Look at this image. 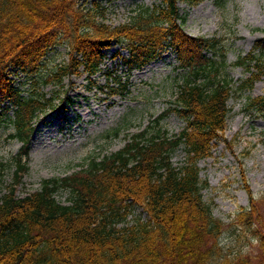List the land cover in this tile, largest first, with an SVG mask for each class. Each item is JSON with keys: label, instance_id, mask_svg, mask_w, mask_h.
<instances>
[{"label": "trees", "instance_id": "1", "mask_svg": "<svg viewBox=\"0 0 264 264\" xmlns=\"http://www.w3.org/2000/svg\"><path fill=\"white\" fill-rule=\"evenodd\" d=\"M202 1L161 0L112 25L103 12L80 6V0H0V102L16 107L11 137L22 143L14 180L0 199V264H254L249 253H225L219 243L225 224L203 199L198 163L224 134L232 108L230 80L219 77L217 60L206 53L222 51L219 39L192 35L183 27L180 2ZM61 38L69 42V59L46 84L60 86L66 77L83 73L95 83L105 49L123 42L128 54L114 53L120 56L121 73L117 68L109 72V95L127 93L131 73L168 48L189 75L176 100L156 118V129L135 133L121 149L90 158L64 177L44 179L37 190L20 196L36 121L67 108L65 101L73 98L65 92L57 103V89L49 96L24 97L8 69L37 70ZM219 56L226 68L225 55ZM234 64L250 71L242 87L251 88L264 74V43L257 42ZM249 107L264 112V98L251 99ZM172 113L186 121L179 134H169L161 123ZM182 145L187 157L177 166L172 156ZM60 190L70 192L68 203L58 199ZM134 205L147 219L126 225ZM254 206L237 216L247 228L259 223ZM261 228L259 264H264Z\"/></svg>", "mask_w": 264, "mask_h": 264}, {"label": "rangeland", "instance_id": "2", "mask_svg": "<svg viewBox=\"0 0 264 264\" xmlns=\"http://www.w3.org/2000/svg\"><path fill=\"white\" fill-rule=\"evenodd\" d=\"M161 0H80L79 5L104 13V21L118 25L143 6H153ZM97 5V7H96ZM184 17L183 27L189 34L219 39L222 51L208 49L206 53L219 64V77L230 80L232 108L226 130L213 141L211 154L198 165L205 202L212 207L214 216L225 224L220 244L225 253L253 257L254 264L261 260L259 233L264 227V112L249 107L251 99L264 98V74L251 88L242 87L250 71L234 63L247 55L257 42L264 43V0H203L192 5L180 2ZM100 14V13H98ZM101 18V17H98ZM126 43H116L105 49L107 57L101 70L94 76L87 74L66 77L60 86L46 84L45 79L69 59V42L60 39L41 60L35 71L9 67V76L21 89L24 97L57 89L56 100L64 99L65 92L73 98L42 120L36 121L32 135L29 167L18 186L20 196L37 190L44 179L64 177L80 170L90 158H102L121 149L129 138L140 131L156 129L155 120L176 100L179 85L189 71L179 67L176 52L168 48L149 64L135 69L130 75L129 91L124 95L108 94L109 72L121 73L120 56L128 54ZM225 55L227 66L220 62ZM15 106L9 100L0 102V199L13 182L17 170V155L22 143L11 137L15 133ZM169 134H179L186 121L172 113L161 121ZM187 157L184 145L173 152L174 165H181ZM70 192L60 190L57 197L68 203ZM257 212L258 224L252 227L237 221L243 208ZM125 222L132 225L138 219L146 220L147 213L134 205ZM123 225V223L121 224Z\"/></svg>", "mask_w": 264, "mask_h": 264}]
</instances>
